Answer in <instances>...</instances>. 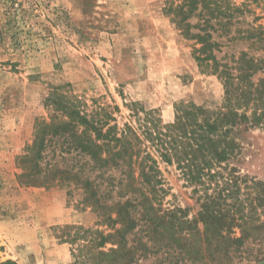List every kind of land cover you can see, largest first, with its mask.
Returning <instances> with one entry per match:
<instances>
[{
	"label": "rangeland",
	"instance_id": "obj_1",
	"mask_svg": "<svg viewBox=\"0 0 264 264\" xmlns=\"http://www.w3.org/2000/svg\"><path fill=\"white\" fill-rule=\"evenodd\" d=\"M172 2L180 4L0 0V264H74L78 243L69 240L78 229H107L98 225V213L85 201L92 190L82 180H92L94 190L111 203L106 193L117 175L111 167L85 168L89 157L66 153V143L58 140L48 143L41 158L33 154L21 163L38 122H49L54 113L46 107L53 88L79 100L89 114L118 106L113 116L121 128L136 119L134 108L155 110L170 123L180 104L211 109L222 104L223 84L199 67L191 41L167 12ZM260 4L256 14L264 16V0ZM258 54L264 58V52ZM242 141L235 165L264 180V129L243 134ZM53 166L65 172L54 178L48 174ZM161 166L170 188L164 207L189 208L191 218L199 209L194 187L175 166Z\"/></svg>",
	"mask_w": 264,
	"mask_h": 264
},
{
	"label": "trees",
	"instance_id": "obj_2",
	"mask_svg": "<svg viewBox=\"0 0 264 264\" xmlns=\"http://www.w3.org/2000/svg\"><path fill=\"white\" fill-rule=\"evenodd\" d=\"M179 1L167 12L191 41L199 67L221 80L220 106L180 104L170 123L155 110L134 108L136 119L121 128L113 116L118 106L89 114L79 100L53 88L46 107L54 113L49 122H38L34 143L21 158L22 164L33 154L41 158L58 140L66 153L89 157L85 168L111 167L117 174L106 193L111 203L92 180H82L92 190L85 201L107 229H78L69 240L78 243L74 264L264 262V180L235 165L242 135L264 129V58L257 55L264 52V16L255 10L261 0ZM162 164L175 166L194 187L199 209L191 218L189 208L164 207L170 188ZM59 169L48 174L65 172Z\"/></svg>",
	"mask_w": 264,
	"mask_h": 264
}]
</instances>
